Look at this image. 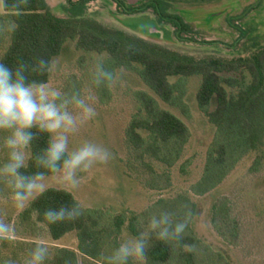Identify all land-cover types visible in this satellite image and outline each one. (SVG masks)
Wrapping results in <instances>:
<instances>
[{
    "label": "trees",
    "instance_id": "1",
    "mask_svg": "<svg viewBox=\"0 0 264 264\" xmlns=\"http://www.w3.org/2000/svg\"><path fill=\"white\" fill-rule=\"evenodd\" d=\"M93 1L96 0L76 3L70 0L73 17L64 19L50 11L46 0H27L26 4L20 0H5V17L1 19L3 27L7 28L12 22L18 27L14 32H9V44L0 60L10 67L23 61L31 68L40 58L55 61L61 56L65 45L72 41L78 50L104 57V68L113 74L122 69L136 73L150 93L135 94L138 113L132 119L126 137L136 160L146 168L152 167L147 162L149 159L168 168H173L183 159L190 130L182 119L163 109L161 103L189 115L186 102L189 81L200 80L196 101L215 127L216 136L207 154L203 176L191 189L195 196L204 197L212 193L245 157L264 151V47L246 58L195 59L86 20V7ZM112 1L126 15L154 9L162 21L173 24L181 32L187 29L180 17L164 12L162 2L132 7L121 0ZM28 75L30 80L47 85L52 71L43 75L30 71ZM32 131L35 139L32 141L31 155L35 157L47 147L49 135L35 128ZM261 160H256L252 172L260 170ZM26 171L29 174L47 172L46 169L37 168L32 160ZM51 176L47 174L45 177ZM5 190L0 185V195ZM77 205L81 211L78 219L53 225L43 220L42 212L45 209L73 208ZM160 207L162 209L157 210ZM162 212L171 214L174 224L183 220H189L191 224L200 215L191 197L182 194L174 200H160L147 212L134 215L129 222V233L134 236L142 230L138 224L141 218L147 219L152 215L159 217ZM189 212L190 216L187 215ZM31 214L36 215L37 222L47 228L55 242L73 233L77 236V251L47 247L44 264H104L102 257L110 255L121 243L129 220L125 213L83 209L72 193L58 188H49L33 200L30 208L24 212L27 217ZM219 218L235 223L227 201L213 207V225L223 238L228 239L227 232L223 234L222 227L218 225ZM187 227L179 241L164 243L153 237L144 257L146 264H229L223 252H214L211 246L198 239L192 227ZM231 237L236 238L237 233H232ZM36 245L19 244L12 239L0 240V264L7 261L24 264ZM188 245H195V249L188 250L185 247ZM205 246L206 250H203Z\"/></svg>",
    "mask_w": 264,
    "mask_h": 264
},
{
    "label": "rangeland",
    "instance_id": "2",
    "mask_svg": "<svg viewBox=\"0 0 264 264\" xmlns=\"http://www.w3.org/2000/svg\"><path fill=\"white\" fill-rule=\"evenodd\" d=\"M78 1L74 0V3ZM121 1L127 3V0ZM157 1L163 3L167 15L180 17L187 29L181 32L173 24L162 21L154 9L126 15L112 0L89 3L84 18L195 59L246 58L264 47V0H142L132 6L141 7ZM46 2L55 16L73 17L70 0ZM4 17V8L0 7V28L6 29L1 22ZM8 44L9 32H0V56ZM55 62L47 86L60 92L61 100L57 103L78 97L96 112L92 119L69 134V152L92 143L106 151L108 158L106 162H94L86 171L78 170L79 185L75 189L66 188L55 176L45 177L43 192L49 188L67 190L83 209L125 213L129 220L121 242L132 237L128 226L134 215L147 212L160 200H174L179 195L188 194L200 211L191 224L186 220L198 239L211 246L214 252H223L229 264H264V151L245 157L212 193L199 197L191 191L203 176L207 154L216 136L215 127L196 101L200 80L189 81L186 99L189 115L161 103L163 109L182 119L190 130L183 159L173 168L149 159L151 169L136 160L126 137L129 125L138 113L135 94L150 93L139 76L122 69L113 74L109 83L97 84L96 69L99 64H104L105 58L78 50L72 41L65 45ZM67 110L73 115L80 111L73 103L68 104ZM2 157L3 153H0ZM258 158H262L260 170L252 172ZM3 193L5 196L0 195V220L14 228L13 241L77 251L75 233L55 242L47 228L37 222L35 214L24 215L32 201L41 194L39 191L23 207L7 198L8 190ZM225 201L229 203L235 223L219 218L218 225L223 234L227 232L228 239L223 238L213 225V207ZM144 220L146 224L147 219ZM232 233H237V237H231ZM80 261H83L82 257ZM136 264H146V260L139 258Z\"/></svg>",
    "mask_w": 264,
    "mask_h": 264
},
{
    "label": "clouds",
    "instance_id": "3",
    "mask_svg": "<svg viewBox=\"0 0 264 264\" xmlns=\"http://www.w3.org/2000/svg\"><path fill=\"white\" fill-rule=\"evenodd\" d=\"M26 4L27 0H20ZM5 6V0H0V7ZM18 25L10 23L0 32H14ZM56 62L40 58L38 63L29 67L23 61H18L10 67L0 60V185L8 190L7 198L17 206L24 204L38 191L44 190L43 181L47 174L55 176L66 188L75 189L79 185L77 171L88 170L94 162H106L108 153L92 143H85L77 150L69 152V134L77 131L79 125L92 119L95 109L90 107L84 99L73 97L64 99L61 103V94L49 88L46 83L30 80L28 73L39 72L43 75L51 72ZM113 72L99 64L96 69V83L112 81ZM69 103L79 109L78 115L67 110ZM47 133L49 140L47 147L39 155H31L32 141L35 135L32 129ZM45 171L29 174L26 169L29 161ZM81 215L79 206L73 208L61 207L43 210V220L49 224H57L65 220L72 221ZM191 215V212L187 214ZM142 230L138 234L124 240L115 247L108 256H103L104 264H135L146 256L150 247V240L170 243L181 240L188 224L187 221L173 223L171 214L162 212L159 217L152 215L138 221ZM14 228L0 220V240H10ZM194 250L195 245L185 246ZM47 259V246L36 245L29 259L24 264H44ZM6 264H13L7 261Z\"/></svg>",
    "mask_w": 264,
    "mask_h": 264
},
{
    "label": "flooded vegetation",
    "instance_id": "4",
    "mask_svg": "<svg viewBox=\"0 0 264 264\" xmlns=\"http://www.w3.org/2000/svg\"><path fill=\"white\" fill-rule=\"evenodd\" d=\"M127 4L130 5V6H132L133 4H135V1H134V0H129V1L127 2ZM136 6H139V4L136 5ZM132 7H133V6H132Z\"/></svg>",
    "mask_w": 264,
    "mask_h": 264
},
{
    "label": "water",
    "instance_id": "5",
    "mask_svg": "<svg viewBox=\"0 0 264 264\" xmlns=\"http://www.w3.org/2000/svg\"><path fill=\"white\" fill-rule=\"evenodd\" d=\"M129 0H127V2H128ZM135 1V3H139L140 1H142V0H134Z\"/></svg>",
    "mask_w": 264,
    "mask_h": 264
}]
</instances>
